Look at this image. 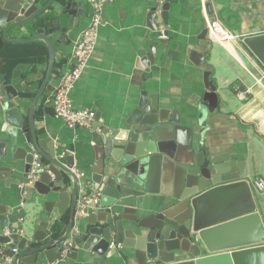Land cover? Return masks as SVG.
<instances>
[{
  "label": "water",
  "instance_id": "95a60500",
  "mask_svg": "<svg viewBox=\"0 0 264 264\" xmlns=\"http://www.w3.org/2000/svg\"><path fill=\"white\" fill-rule=\"evenodd\" d=\"M37 2L0 0V50L5 43L42 39L49 55L45 77L28 103L27 90L0 77V138L24 150L23 156L13 153L8 159L16 172L10 183L27 186L30 227L40 220L34 232L19 240L18 233H0V264H53L63 256H79L80 250L98 255L93 264H264V223L253 191L239 164L204 145L205 114L196 125L184 124L156 95L142 91L125 120L92 133L94 163L81 175L67 161L70 156L62 161L53 141L39 136L37 104L45 113L54 111L53 102L45 105L42 96L53 70L54 46L41 32L29 38L11 33L43 23L58 34L64 28L56 10L51 13L54 19L46 17L57 0ZM57 4L63 13L83 11L78 0L76 8L68 0ZM161 8L166 22L168 4ZM155 15L152 7L148 19L154 30ZM242 42L264 67V33ZM188 56L196 65L205 62L204 54L193 48ZM204 76L207 91L214 93L209 72ZM158 179L161 187L156 190ZM93 192L99 198L96 210L74 232L77 200ZM54 208L59 214L68 211L61 235Z\"/></svg>",
  "mask_w": 264,
  "mask_h": 264
},
{
  "label": "crops",
  "instance_id": "0c3cea01",
  "mask_svg": "<svg viewBox=\"0 0 264 264\" xmlns=\"http://www.w3.org/2000/svg\"><path fill=\"white\" fill-rule=\"evenodd\" d=\"M68 1L76 8L77 0ZM78 1L83 11L76 15L63 13L57 2L46 13V17L54 19L51 13L58 12L59 24L64 28L62 34L46 23L11 33L29 38L41 32L53 43V70L42 95L47 100L45 105L50 104L61 78L73 67V49L92 14L89 0ZM160 1L161 4L157 0H106L92 52L69 91L73 107L93 109L95 119L89 128H69L53 110L45 113L38 103L35 123L39 136L53 141L62 161L70 156L67 161L77 174L88 173L94 163L92 133H100L101 126L105 128L125 120L135 108L140 93L145 91L156 95L160 105L174 110L184 124L196 125L199 116L205 114L204 145L225 152L229 160L239 164L252 189L255 178H264V67L242 40L264 33V0ZM165 3L168 4L166 22L161 8ZM152 7H156L155 30L148 19ZM209 20H218L233 37L226 43L212 40L208 33ZM161 28L168 35L165 40L158 37ZM192 48L204 54L203 65L189 59ZM48 56V47L42 39L5 43L0 50V77L22 92L27 90L24 95L28 103L45 77ZM206 71L214 84V93L207 91ZM239 92L245 93L244 99L238 97ZM13 153L23 156L24 150L15 149L0 138V217L8 221L3 224L0 220V233L5 229L17 233L15 230L20 229L19 240L28 231L34 232L40 220L30 227L27 186L22 182L10 183L9 178L16 177L8 163ZM153 186L160 189L159 179ZM255 201L264 223L262 204L256 198ZM95 210L93 206L86 215L76 213L74 232ZM41 214L44 219L43 209ZM53 216L59 218L57 235H61L67 227L68 211L59 214L54 208ZM79 253L72 258L63 256L53 264H93L99 258L82 250ZM115 264L124 263L118 260Z\"/></svg>",
  "mask_w": 264,
  "mask_h": 264
},
{
  "label": "built area",
  "instance_id": "2783aa9c",
  "mask_svg": "<svg viewBox=\"0 0 264 264\" xmlns=\"http://www.w3.org/2000/svg\"><path fill=\"white\" fill-rule=\"evenodd\" d=\"M92 7V14L87 26L81 31L80 37L77 40L73 49L72 56L74 58L73 67L69 72L63 76L52 98L53 109L55 116L62 120L69 128H89L94 119L95 111L90 108L77 109L73 107L72 101L69 96L70 89L74 86L77 79L80 77L81 70L92 52L94 47L97 29L101 23L102 11L106 4V0H89ZM158 4H161L160 0H157ZM209 37L212 40H216L221 43L229 41L233 35H231L218 20H209L207 22ZM160 39H167L168 35L166 31L161 28L159 30ZM238 97L240 99L245 98L244 92H239ZM81 175V174H78ZM253 187L258 192L264 194V178L257 177L253 181ZM99 203L98 194L93 192L90 194H83L77 200L76 212L80 215H86L88 210ZM14 231V230H13ZM17 233H21L20 229L15 230ZM11 230L5 229L4 234H10ZM17 252L16 249H13Z\"/></svg>",
  "mask_w": 264,
  "mask_h": 264
},
{
  "label": "rangeland",
  "instance_id": "374dc122",
  "mask_svg": "<svg viewBox=\"0 0 264 264\" xmlns=\"http://www.w3.org/2000/svg\"><path fill=\"white\" fill-rule=\"evenodd\" d=\"M261 171L262 172H260V174H263V170H261ZM252 191H253L254 196L257 199V201H259L262 204L261 208H262V214H263V217H264V194H262V193L258 192L257 190H255L254 187H252Z\"/></svg>",
  "mask_w": 264,
  "mask_h": 264
}]
</instances>
